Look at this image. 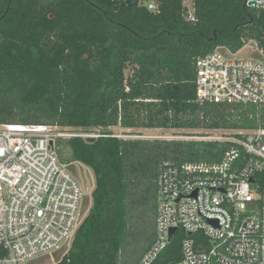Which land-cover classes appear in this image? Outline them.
<instances>
[{
    "label": "trees",
    "instance_id": "trees-1",
    "mask_svg": "<svg viewBox=\"0 0 264 264\" xmlns=\"http://www.w3.org/2000/svg\"><path fill=\"white\" fill-rule=\"evenodd\" d=\"M249 0H0V125L99 129L57 140L65 164L95 176L92 205L56 264H139L157 233L163 161L218 162L228 142L126 139L123 129L264 128V107L197 103V62L255 42L264 54V8ZM195 137V133H186ZM206 137L207 135H198ZM69 157V163H68ZM264 184V173L257 176ZM178 230L160 258L182 259Z\"/></svg>",
    "mask_w": 264,
    "mask_h": 264
},
{
    "label": "built area",
    "instance_id": "built-area-1",
    "mask_svg": "<svg viewBox=\"0 0 264 264\" xmlns=\"http://www.w3.org/2000/svg\"><path fill=\"white\" fill-rule=\"evenodd\" d=\"M239 52L218 48L198 60L197 103L264 107V54L239 59ZM67 137L58 126L0 125V264L68 253L83 220V188L57 153ZM216 140L229 143L218 162L160 165L156 238L139 264H161L178 230L186 238L177 264H264V184L256 179L264 173V128Z\"/></svg>",
    "mask_w": 264,
    "mask_h": 264
},
{
    "label": "rangeland",
    "instance_id": "rangeland-1",
    "mask_svg": "<svg viewBox=\"0 0 264 264\" xmlns=\"http://www.w3.org/2000/svg\"><path fill=\"white\" fill-rule=\"evenodd\" d=\"M187 13L189 17H192V8L187 5ZM239 59H254L263 58L260 48L258 45L251 41L248 45L243 48L237 55ZM63 132L71 136H81L83 138L97 137L100 132L99 129H62ZM112 131L115 135L124 137L126 139H146V140H196V141H217L218 138H227L232 136L238 131H221V130H176V129H123L121 127H113ZM186 133H195V137H186ZM207 135L206 137H200L198 135ZM67 137L66 139L70 138ZM69 163V157H68ZM69 170L80 183L83 188V198L81 201L80 218L84 220L88 214L92 205V191L95 187V176L92 170L81 163H72L69 166ZM256 198H260V194H256ZM82 220V221H83ZM63 258L62 254L56 253L47 257L38 258L32 264H56Z\"/></svg>",
    "mask_w": 264,
    "mask_h": 264
},
{
    "label": "water",
    "instance_id": "water-1",
    "mask_svg": "<svg viewBox=\"0 0 264 264\" xmlns=\"http://www.w3.org/2000/svg\"><path fill=\"white\" fill-rule=\"evenodd\" d=\"M120 1H122V0H120ZM257 5H258V2L256 0H251V1L248 2V7H250L251 10L256 9ZM98 137H100V136L88 137L87 139H88L89 142H92V141H95V139L98 138ZM175 231H176V229H172L171 230V235H173L175 233Z\"/></svg>",
    "mask_w": 264,
    "mask_h": 264
},
{
    "label": "crops",
    "instance_id": "crops-1",
    "mask_svg": "<svg viewBox=\"0 0 264 264\" xmlns=\"http://www.w3.org/2000/svg\"><path fill=\"white\" fill-rule=\"evenodd\" d=\"M245 48V47H244ZM241 51V50H240Z\"/></svg>",
    "mask_w": 264,
    "mask_h": 264
}]
</instances>
